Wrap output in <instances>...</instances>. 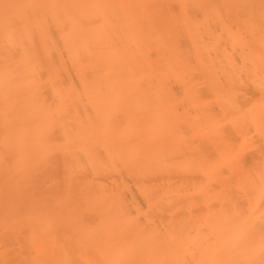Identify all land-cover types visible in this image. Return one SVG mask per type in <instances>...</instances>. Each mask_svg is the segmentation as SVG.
I'll return each instance as SVG.
<instances>
[{"label": "bare ground", "instance_id": "6f19581e", "mask_svg": "<svg viewBox=\"0 0 264 264\" xmlns=\"http://www.w3.org/2000/svg\"><path fill=\"white\" fill-rule=\"evenodd\" d=\"M2 213L57 264H264V0H0Z\"/></svg>", "mask_w": 264, "mask_h": 264}, {"label": "rangeland", "instance_id": "374dc122", "mask_svg": "<svg viewBox=\"0 0 264 264\" xmlns=\"http://www.w3.org/2000/svg\"><path fill=\"white\" fill-rule=\"evenodd\" d=\"M5 214H7V213H2V215H0V217H2V218H0V220L2 221H0V229H1V232H0V255H1V253H3L2 255H4L5 256V258H4V256H0V258H2V259H0L1 261H0V263L1 264H23V262L22 261H24V263L26 264V263H28V262H30L29 264H36V262H37V264L38 263H41V264H57V261L56 260H51V259H49V257L51 256V255H49V256H47V257H44L43 256V254H40V255H38V257H36L35 258V254H33L34 253V251H33V245L36 243V242H34V241H38L40 238H37L38 237V235H40L39 233H42L43 235H45L47 232L46 231H44V229H42V227H41V225H40V223H36V225H37V227H36V225H35V222H29L28 220H27V223H31V227H33V228H31V227H29L30 225L29 224H27V223H25L24 225V227H22V229H20V231H21V234L19 233L17 236H15V235H10V233H9V235L7 234L8 232L7 231H4V230H6L7 228H8V224L10 223H12L11 221L12 220H10L9 221V218L11 217L10 215H6V217L4 216ZM15 215H17V216H19L18 214H14L13 216H14V219H15V217H17V216H15ZM4 218H6V219H4ZM5 220V221H4ZM4 221V222H3ZM7 221H8V223H7ZM1 223H6V224H4V226H3V224H1ZM29 225V226H28ZM6 227V228H5ZM25 227H26V229H27V232H29L28 234H27V232L25 231L26 229H25ZM31 228V229H30ZM38 228V229H37ZM29 229V230H28ZM33 229V230H32ZM23 230L26 232V234H24L23 233ZM35 230V231H34ZM38 230H40V232L38 231ZM4 231V232H3ZM19 231V232H20ZM42 231V232H41ZM3 232V233H2ZM5 232H7L6 234H5ZM31 232V233H30ZM39 232V233H38ZM2 234V235H1ZM6 235L5 237H4V240H2L3 238H1V237H3L4 235ZM26 235H27V237H26ZM29 235H31L32 237H30V240H29ZM35 235H36V237H35ZM9 236H10V238H9ZM13 237V239H12V237ZM8 237V238H7ZM24 237V238H23ZM26 238H28V239H26ZM35 238V239H34ZM5 239H8V240H6V241H10V244H11V246H9L10 244L9 243H7L6 241H5ZM22 239V240H21ZM26 239V240H25ZM18 240V241H17ZM20 240L22 241V242H20ZM25 242H24V241ZM5 241V242H4ZM13 241H14V243H13ZM34 243H33V242ZM19 242V243H18ZM31 242V243H30ZM22 243V244H21ZM24 243V244H23ZM27 243H28V245H27ZM30 243V244H29ZM3 244V245H2ZM7 244V245H6ZM17 244H19V245H17ZM50 244H51V246H52V243L50 242ZM5 245V246H4ZM29 245H31L29 248L27 247V246H29ZM2 246V247H1ZM6 246H7V248H6ZM14 246V247H13ZM12 247V248H11ZM23 247V248H22ZM4 248V251L2 250ZM6 248V249H5ZM25 248H27V249H25ZM17 249V250H16ZM24 251H26L27 252V254H25L24 255V253L22 252V250ZM15 250V251H14ZM12 251V252H11ZM15 253H14V252ZM5 252L7 253V254H5ZM9 253V254H8ZM13 253V254H12ZM18 253V254H17ZM19 253H20V256H19ZM30 255H29V254ZM14 255V256H13ZM17 256V257H16ZM23 256H24V258H23ZM27 256V258H25ZM40 257V258H39ZM3 258L5 259V260H3ZM16 258H17V260H16ZM43 258L45 259L44 260V262H43ZM7 259V260H6ZM9 259H10V261H9ZM14 260V262H12L11 260ZM23 259V260H22ZM34 259V260H33ZM18 260H19V262H18ZM21 260V261H20ZM30 260V261H29ZM36 260V261H35ZM38 260H40V261H38ZM2 261L4 262V263H2ZM5 261H6V263H5ZM32 261H35L34 263L32 262ZM16 262V263H15ZM61 264V263H60Z\"/></svg>", "mask_w": 264, "mask_h": 264}]
</instances>
